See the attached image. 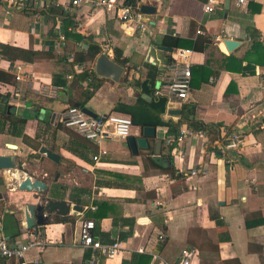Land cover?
<instances>
[{
	"label": "crops",
	"instance_id": "1",
	"mask_svg": "<svg viewBox=\"0 0 264 264\" xmlns=\"http://www.w3.org/2000/svg\"><path fill=\"white\" fill-rule=\"evenodd\" d=\"M205 2L146 0L143 5L156 8L145 13L148 27L128 30L113 10L87 2L67 9L70 0L59 5L37 0L11 8L9 0H0V44L35 53L27 60L0 52V155L17 156L28 175L48 184V190H20L22 175L0 168V234L11 244L28 245L27 264H83L90 249L81 243L86 220L95 222L102 243L121 242L111 258L100 254L97 261L91 249L90 264H122L133 252L151 255L149 264H158L154 253L176 263L184 250L194 252L191 264H264V0H219L212 13L204 10ZM49 9L68 15L53 17ZM251 33L262 48L252 43ZM166 36L181 38L183 46H168ZM91 42L124 67L118 81L96 72L100 54L92 61L76 60ZM178 48L190 52L191 90L172 108L166 100L161 116L178 123L182 106L193 104L195 118L210 127L187 137L177 154L167 138L186 121L177 132L154 126L150 136L144 127L153 125L133 123L130 136L147 140L136 150L129 136L89 140L96 150H82L83 157L65 146L71 138L62 123L68 101L87 97L93 82L97 87L90 88L87 108L131 116L118 106L135 105L143 94L151 100L136 82L145 80L149 66L158 68L155 90L167 82L165 65ZM18 67L32 81L19 106L12 103ZM85 71L94 76L82 79ZM25 115L27 121L14 129L12 120ZM234 130L242 143L227 151L223 140ZM25 135L40 147L30 146ZM41 146L56 151L59 162L41 153ZM199 164L205 172L190 174ZM47 197L82 209H71L60 221L52 212L45 224L27 228L24 207ZM0 264L22 263L0 255Z\"/></svg>",
	"mask_w": 264,
	"mask_h": 264
},
{
	"label": "built area",
	"instance_id": "2",
	"mask_svg": "<svg viewBox=\"0 0 264 264\" xmlns=\"http://www.w3.org/2000/svg\"><path fill=\"white\" fill-rule=\"evenodd\" d=\"M27 1L34 2L37 0H9V6L13 8L16 4L25 3ZM236 1L240 4L246 2V0ZM82 2H87L94 7L113 10L121 19L123 26L128 30H144L148 27L145 13L141 10L146 0H135L133 3H128L126 0H70L67 9L70 8V5L78 6ZM218 3L219 0H206L204 10L208 13H212L216 10ZM50 5H59V0H50ZM201 31V29H198L199 33ZM189 53L190 52L184 48H178L175 51L174 58L165 65L168 73V81L161 84L155 90L157 96L166 98L169 108H172L175 104H181L189 98L192 80V63L187 58ZM14 75L16 86L13 91L12 103L19 106L23 105L25 91L30 87L32 81L29 79L28 74L20 70V67H18ZM62 123L65 127L71 128L85 139L96 143L101 142V140L108 136L127 138L130 136L133 126L132 117L130 115L120 112H110L90 116L85 113L82 108L77 106L69 107L63 111ZM200 131L202 130H196L188 125H183L177 135L167 138V143L173 149L174 154L180 153L179 148L184 140L187 137L198 135ZM223 142L225 150L237 149L242 143V135L239 131L234 130L225 137ZM94 158L98 159L99 156L95 155ZM228 162H232V159L228 158ZM204 172L205 170L201 164L192 167L190 170V174L192 175H200ZM94 229L95 222L93 220L84 221L81 227V243L97 253V261L100 254L107 258L117 255L121 250V242L116 240L110 244H104L94 235ZM27 247V244H11L0 234V255L5 258L17 259L20 260L22 264H27L25 260V251ZM153 257L158 261V264H191L194 252L184 250L176 263L163 259L157 253H154Z\"/></svg>",
	"mask_w": 264,
	"mask_h": 264
},
{
	"label": "trees",
	"instance_id": "3",
	"mask_svg": "<svg viewBox=\"0 0 264 264\" xmlns=\"http://www.w3.org/2000/svg\"><path fill=\"white\" fill-rule=\"evenodd\" d=\"M126 2L133 3L135 2V0H126ZM49 12L50 15H52L53 17L59 15H68L64 10H59V9H49ZM251 34H252L251 35L252 43H254L256 46H261L262 48L263 45H261L259 42H256L258 38L257 34H253V33ZM164 43H166L170 47L183 46V40L179 37H174V36H166ZM0 52L2 53V55H6L12 58L24 57V59L27 60H33L35 55V53L31 50H26L9 44H0ZM100 52H101L100 46L95 42H91L86 49L84 50L82 49V51L79 54H77L76 60L78 62L92 61L100 54ZM149 68L150 70L145 80L143 81L138 80L136 83L142 88L141 89L142 93L144 92L151 95L152 99L147 100V98L140 96L138 102L135 105L131 106L128 104H121V106H118V108H120L121 111L131 114L132 121L134 124L153 125V126L168 125L170 129L175 132L178 131L177 125L183 121H186L189 127H192L193 129L196 130H202L210 127L204 122L195 118V106L193 104H184L182 106V115L178 123H174L172 121H165L161 115L166 111V98L154 94L155 91L154 87L156 86L158 68L154 66H149ZM91 75L94 76L93 74H91V72L89 73L87 71L85 74H82V79L90 78ZM93 80L94 77L92 78L91 81ZM92 83L90 82L88 87L90 88L94 87L95 89L97 85L92 86L91 85ZM90 88H88L87 90V97L78 101L77 100L68 101V104L65 107V109L73 106L83 108L93 92L92 90H90ZM27 119H28L27 115L23 117H15L12 120L13 128L14 129L17 128L18 124H24L27 121ZM65 129L71 137L70 142L67 145H65L69 150L73 151L74 153H76L81 157L85 156L82 151L84 149L91 148L93 150H96L89 145L88 143L89 140L85 139L84 137L74 132L73 130H70L67 127H65ZM24 140L30 146H33L35 149H38L40 147V142L35 141L34 139L30 138L28 135L24 136ZM94 235L96 237L100 235L97 228L94 231ZM91 254H92L91 248L87 249L84 256L83 264H90L89 260L91 258ZM151 257H152L151 255L146 253L133 252L131 259L130 260L124 259L122 261V264H149Z\"/></svg>",
	"mask_w": 264,
	"mask_h": 264
},
{
	"label": "water",
	"instance_id": "4",
	"mask_svg": "<svg viewBox=\"0 0 264 264\" xmlns=\"http://www.w3.org/2000/svg\"><path fill=\"white\" fill-rule=\"evenodd\" d=\"M141 10L144 13H153L156 11V8L149 5H143ZM235 42H229V45H233ZM165 48V47H162ZM166 49V48H165ZM96 72L108 78L118 81L121 78V75L124 72V67L117 63L114 59L110 58L106 52L101 53L97 59L95 64ZM145 97L146 95L143 94ZM83 111L90 116H96L92 110L84 106ZM173 112V113H172ZM171 113L174 115H179L180 110H171ZM47 115L49 112L46 113ZM42 116H45V112H42ZM55 120V116H53ZM145 136L155 135L156 129L154 126H145L144 127ZM128 142L133 148L136 150V147L146 146L147 140L145 137H134L129 136ZM10 147L16 148L15 144H9ZM41 153H45L47 157L55 162H59L60 155L50 148L46 146H41ZM0 168L8 169L10 171H14L17 176L22 175V179L18 182L17 186L20 190H48V184L39 178H32L27 174V170L24 166L23 160L17 158V156H9V155H0ZM73 209L75 211H80L82 208L75 204L71 205L66 200H58L52 199L50 197L43 198L42 202L39 204H27L24 207L23 214L25 217L26 227L31 228L36 224H45L49 219V214L55 212L57 216V220L68 218V214L70 210Z\"/></svg>",
	"mask_w": 264,
	"mask_h": 264
},
{
	"label": "rangeland",
	"instance_id": "5",
	"mask_svg": "<svg viewBox=\"0 0 264 264\" xmlns=\"http://www.w3.org/2000/svg\"><path fill=\"white\" fill-rule=\"evenodd\" d=\"M52 173L54 174L55 172L53 171Z\"/></svg>",
	"mask_w": 264,
	"mask_h": 264
}]
</instances>
